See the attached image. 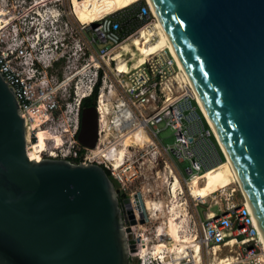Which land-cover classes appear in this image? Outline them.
Wrapping results in <instances>:
<instances>
[{
    "label": "water",
    "instance_id": "water-1",
    "mask_svg": "<svg viewBox=\"0 0 264 264\" xmlns=\"http://www.w3.org/2000/svg\"><path fill=\"white\" fill-rule=\"evenodd\" d=\"M150 3L264 238V0ZM96 134L92 105L81 111L78 140L92 148ZM118 194L100 165L29 157L0 72V264H129L134 241Z\"/></svg>",
    "mask_w": 264,
    "mask_h": 264
},
{
    "label": "built area",
    "instance_id": "built-area-1",
    "mask_svg": "<svg viewBox=\"0 0 264 264\" xmlns=\"http://www.w3.org/2000/svg\"><path fill=\"white\" fill-rule=\"evenodd\" d=\"M126 9L86 25L73 15L71 0H0V72L23 115L28 142L42 134L41 158L102 166L121 195L138 178L137 153L130 149L150 148L153 158L169 168L168 159L186 162L179 177L186 184L225 161L194 90L184 80L173 81L179 69L165 49L128 73L115 71L114 47L156 20L146 1L133 15L125 17ZM95 92L97 134L90 148L78 133L81 103ZM160 123L172 131L171 147L159 139ZM139 129L145 143L127 147L115 167L122 137ZM199 245L208 254L224 249L229 264H264L263 237L242 195L238 203L205 216ZM258 255L263 261L256 260Z\"/></svg>",
    "mask_w": 264,
    "mask_h": 264
},
{
    "label": "rangeland",
    "instance_id": "rangeland-1",
    "mask_svg": "<svg viewBox=\"0 0 264 264\" xmlns=\"http://www.w3.org/2000/svg\"><path fill=\"white\" fill-rule=\"evenodd\" d=\"M130 1L118 0V5L122 6ZM140 1L144 0H135L127 7L136 5ZM111 7L112 0H89L81 16L88 17L91 12L103 13L109 11ZM143 63L144 58L140 59L136 66L139 67ZM111 66H114V62L111 63ZM157 128L158 131L160 130L158 136L161 143L166 147H171L174 143L171 129L165 127L163 123L158 124ZM143 144L139 145L142 146ZM137 149H130L129 152L137 153V161H134L133 165L138 170V178L133 183L128 184V188L125 192L123 191V195L126 196L132 193L135 197L140 196L142 202L156 203L159 209L158 211H155V209L146 211L145 220L141 218L138 221L137 219L136 233L149 252L156 245L162 247L165 252L164 255L174 253L182 244L187 246L188 256L183 258L180 264H190L192 246L199 244L200 225L205 216L209 212H215L218 207L224 209L226 205L230 206L238 203L241 199V192H239L237 184L233 181V177L225 165L206 173L204 179L202 177L198 178L195 184H186L179 178L182 177V173L187 166L186 162L168 159L169 168L164 165L160 157L153 158V152L150 148ZM170 170L179 179L182 192L177 189L175 193L171 194L172 178ZM127 196L126 198H128ZM120 206L121 209L125 208L122 202ZM126 214L127 219L124 225L128 227L130 220L128 209ZM225 254H227V251L221 248L217 257L223 258ZM199 256L201 264H211L210 254L203 251L201 247ZM141 260H143V263ZM128 261L129 264H163L159 262L160 260L157 257L149 253L143 259H139L136 254H131Z\"/></svg>",
    "mask_w": 264,
    "mask_h": 264
},
{
    "label": "bare ground",
    "instance_id": "bare-ground-1",
    "mask_svg": "<svg viewBox=\"0 0 264 264\" xmlns=\"http://www.w3.org/2000/svg\"><path fill=\"white\" fill-rule=\"evenodd\" d=\"M146 1L150 6V0H144ZM135 0H131L130 2L119 6L118 5V0H112V7L109 11H104L103 13H94L91 12L88 17H83L81 16L82 12H84L86 4L89 3V0H71V5H72V13L75 16V18L82 24L86 25H91L105 17H108L110 15H113L114 13H117L119 11H122L129 6L130 4L134 3ZM119 9V10H118ZM152 12L156 17L155 21H152L148 25L142 27L139 32L128 39L122 41L117 47H115L112 52V60L115 62V71L118 73H128L132 69L137 68L136 63L144 58L145 60L159 52L160 50L165 49L168 53V55L175 61V64L177 68L179 69L176 79L178 83L182 84V81L184 80L188 85L193 89L192 83L189 80V78L186 75V72L174 50L172 47L166 33L164 30V27L155 14V11L153 10V7L151 6ZM114 12V13H113ZM88 18V19H87ZM174 80V81H175ZM194 90V89H193ZM197 96V95H196ZM196 101L198 104V108L201 111L202 115L205 117L207 122L209 123L210 127L214 131V134L216 136L217 142L222 150V153L224 155V163H222L221 166H227L229 169L233 181L237 184L239 191L241 192L242 196H245L244 193L242 192V189L240 187L239 181L237 174L234 170V167L225 152L223 145L220 141V138L218 137L216 130L207 115L200 99L198 96L196 97ZM160 132V130L158 131ZM45 137H42V134H39V139L35 142H28V135L25 137L26 141V151L29 155V157H34V158H41L40 153H42L45 149ZM146 140V137L142 133V130H136L132 132H128L122 137V145L121 147L117 150L116 155H115V167H118L120 161L123 159L124 155L126 154L127 147L131 145H139L143 144V142ZM140 142V143H139ZM140 146V145H139ZM218 168V167H217ZM215 168V169H217ZM211 170H208L207 172L203 173H196L191 176V179L187 183L195 184L197 183L198 178H203L206 175V173L210 172ZM171 178H172V185H171V194L175 193L176 190L178 189L179 191L182 192V187L179 182V179L177 176L174 174L172 170H170ZM189 186V185H188ZM245 198V197H244ZM197 199V198H196ZM128 206V215L129 219L137 222L141 220H145V212L151 209H155V211H158L159 207L156 203H151L149 201H141L140 196L133 195L132 198L130 199ZM246 204L250 207L248 201L246 200ZM212 212H209L208 214L211 215ZM137 223L132 226H128L129 229L131 230L130 235L132 236V240L134 241L133 248L134 252H131V254H136L139 259H143L146 257V255L149 253L150 255L157 257L159 259V262H162L163 264H180L181 260L185 258L187 255V246L181 245L174 253H167L164 255V251L160 245L154 246V248L151 249L149 252L148 249L146 248L145 244L143 241L140 240V236L136 233L135 227ZM137 228V227H136ZM160 236V234H159ZM263 243H264V238H263ZM219 247H215L212 252H210L211 256V264H229L230 262H225L223 258L217 257ZM200 253V245L195 244L192 246V260H190V264H201V258L199 256ZM187 260V259H186ZM230 260V259H228ZM258 262L263 261V256L258 255L257 259Z\"/></svg>",
    "mask_w": 264,
    "mask_h": 264
},
{
    "label": "trees",
    "instance_id": "trees-1",
    "mask_svg": "<svg viewBox=\"0 0 264 264\" xmlns=\"http://www.w3.org/2000/svg\"><path fill=\"white\" fill-rule=\"evenodd\" d=\"M143 3V1H140L138 4H136V5H132V6H130V7H128L124 12H123V14H124V16L125 17H127V16H130V15H133L135 12H136V10H137V6L138 5H140V4H142ZM137 26H139V24H137L136 25V27ZM95 97H96V92H95V94L93 95V97H91V98H87V99H84L83 101H82V103H81V108L83 109V108H85V107H89V106H92V105H94L95 104ZM106 172H107V174H108V176H109V178H110V180L112 181V183L114 184V187L115 188H118V184L110 177V174H109V172L106 170ZM123 196V195H122ZM124 198H126L125 196H123Z\"/></svg>",
    "mask_w": 264,
    "mask_h": 264
},
{
    "label": "flooded vegetation",
    "instance_id": "flooded-vegetation-1",
    "mask_svg": "<svg viewBox=\"0 0 264 264\" xmlns=\"http://www.w3.org/2000/svg\"><path fill=\"white\" fill-rule=\"evenodd\" d=\"M118 200H119V205H121V202L124 200V197L121 194H118ZM123 207H124V205H123ZM121 211H122L123 219H124V221L126 223V219H127V217H126V215H127L126 214V211L127 210L125 211V208H123V209H121Z\"/></svg>",
    "mask_w": 264,
    "mask_h": 264
},
{
    "label": "clouds",
    "instance_id": "clouds-1",
    "mask_svg": "<svg viewBox=\"0 0 264 264\" xmlns=\"http://www.w3.org/2000/svg\"><path fill=\"white\" fill-rule=\"evenodd\" d=\"M143 261V260H142Z\"/></svg>",
    "mask_w": 264,
    "mask_h": 264
}]
</instances>
